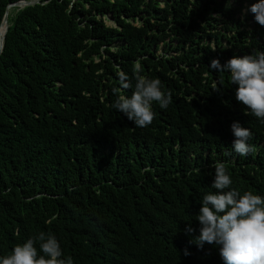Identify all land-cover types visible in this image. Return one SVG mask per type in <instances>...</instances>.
<instances>
[{
  "label": "trees",
  "instance_id": "16d2710c",
  "mask_svg": "<svg viewBox=\"0 0 264 264\" xmlns=\"http://www.w3.org/2000/svg\"><path fill=\"white\" fill-rule=\"evenodd\" d=\"M18 1L0 0V24ZM254 2L11 8L0 54V256L44 231L74 264H224L218 247L193 242L196 215L217 162L232 187L264 197V123L245 114L230 74L209 67L264 51V27L242 11ZM137 62L172 95L143 128L111 107L120 73L134 88ZM234 121L252 133L247 156L232 149Z\"/></svg>",
  "mask_w": 264,
  "mask_h": 264
},
{
  "label": "clouds",
  "instance_id": "9594fccd",
  "mask_svg": "<svg viewBox=\"0 0 264 264\" xmlns=\"http://www.w3.org/2000/svg\"><path fill=\"white\" fill-rule=\"evenodd\" d=\"M242 11L244 14L251 12L256 23L264 27V0H256ZM209 68L229 73L236 101L248 110L245 114L250 113L264 123V51L234 55L223 64L218 58L212 59ZM141 71L137 62L134 88L128 76L120 73V87L112 90L116 99L111 107L123 113L136 127L143 128L151 125L155 118L153 104L166 109L172 102V95L163 90L161 80L143 76ZM124 89H132L131 95L122 94ZM213 90L220 92L221 88L214 85ZM231 131L235 153L247 156L255 150L248 143L252 138L249 128L234 121ZM214 170L211 187L215 191L202 198L196 215L199 235L193 242L200 248L205 244L218 247L224 264H264V197L232 187L231 175L223 162L215 163ZM185 231L195 230L189 224ZM184 254L189 253L185 250ZM0 264H74V261L71 256L64 255L53 233L40 231L24 243L16 244L10 254L0 256Z\"/></svg>",
  "mask_w": 264,
  "mask_h": 264
},
{
  "label": "water",
  "instance_id": "95a60500",
  "mask_svg": "<svg viewBox=\"0 0 264 264\" xmlns=\"http://www.w3.org/2000/svg\"><path fill=\"white\" fill-rule=\"evenodd\" d=\"M40 2H41V0H22V1L15 2V3L11 2V4H9L6 7L5 14H4L2 22L0 24V29L3 27L5 28L4 33L0 36V54H1L3 46H4L5 34L7 32L8 27H9L8 17H7L9 10L11 8H25V7L33 6V5L39 4Z\"/></svg>",
  "mask_w": 264,
  "mask_h": 264
},
{
  "label": "rangeland",
  "instance_id": "374dc122",
  "mask_svg": "<svg viewBox=\"0 0 264 264\" xmlns=\"http://www.w3.org/2000/svg\"><path fill=\"white\" fill-rule=\"evenodd\" d=\"M108 23L111 24L112 22L110 20H108ZM162 51H163V47L160 45L159 50H158V54H161Z\"/></svg>",
  "mask_w": 264,
  "mask_h": 264
},
{
  "label": "bare ground",
  "instance_id": "6f19581e",
  "mask_svg": "<svg viewBox=\"0 0 264 264\" xmlns=\"http://www.w3.org/2000/svg\"><path fill=\"white\" fill-rule=\"evenodd\" d=\"M4 27L0 29V36L4 33Z\"/></svg>",
  "mask_w": 264,
  "mask_h": 264
}]
</instances>
